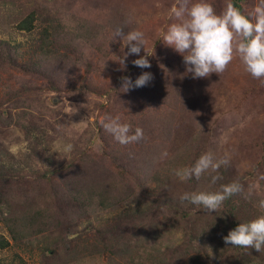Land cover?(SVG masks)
<instances>
[{"label": "trees", "instance_id": "obj_1", "mask_svg": "<svg viewBox=\"0 0 264 264\" xmlns=\"http://www.w3.org/2000/svg\"><path fill=\"white\" fill-rule=\"evenodd\" d=\"M5 1L20 10L14 29L29 35L36 30L38 36L27 60L21 43L0 39V67L21 75L53 78L68 64H84L85 49H99V45L104 51L107 46L111 49L112 53L104 54L122 59L117 37L125 33V22L118 19L117 12L90 10L88 14L97 17H92L95 24H87L78 17L81 12L61 13L53 7L45 10L40 0ZM231 1L234 17L243 28L242 44L264 68V51L252 39L246 41L250 20L243 14L244 0ZM104 7L108 6L101 8ZM102 16L105 22H97ZM69 50L73 58L67 55ZM91 71V67H86L78 82L69 75L73 90L80 94L89 92L93 87ZM128 75L126 71L117 80ZM169 90L171 100L162 101L168 103L165 119L141 120L135 129L130 125L133 130L125 141L126 150L121 151V145L116 143L121 142V135L118 127L112 125L111 138L101 130L93 136L85 133L79 141L84 146H77L68 160L57 154L33 152L23 166L0 153V225L4 232H0V252L13 247H36L40 250V264H70L83 255L107 257L112 264H264V196L243 190L236 168L224 161L219 146L210 144L205 120L187 119L185 110L198 107L189 105H195L193 102L182 103L183 93H177L174 86ZM8 91L0 105L11 103L16 107L20 102L18 95ZM25 91L31 89L23 87L20 92ZM2 114L6 125L15 123L27 136L34 131L40 134L33 128L32 120L29 119L30 127L23 122L24 114L15 119L8 110ZM177 123L187 130L185 142L176 141ZM90 135H99L105 159L114 165L117 175L108 176V170L100 171L102 167L86 157L92 143ZM133 137L150 141L159 137L167 142L168 149L174 146L172 159L169 161L170 154L167 155L165 167L158 168L149 179L140 178L144 156L131 144ZM197 162H202V167L194 171ZM185 163L190 164L186 173L192 175L182 183L181 197H176L170 187ZM196 174H201L197 180ZM30 176L40 180V184L47 182L44 184L50 189L31 187ZM199 179L203 181L199 183ZM198 188L209 189V194L198 191L188 198ZM122 206L129 209L100 221ZM0 264L27 263L15 253L10 259L0 257Z\"/></svg>", "mask_w": 264, "mask_h": 264}, {"label": "rangeland", "instance_id": "obj_2", "mask_svg": "<svg viewBox=\"0 0 264 264\" xmlns=\"http://www.w3.org/2000/svg\"><path fill=\"white\" fill-rule=\"evenodd\" d=\"M40 1L45 10L53 7L61 13L81 12L80 16L74 14L85 19L87 24H95L92 17H97L88 14L90 10L117 12L124 18L118 19L125 22V33L117 37L122 59L104 54L112 53L111 49L107 46L104 51L99 45V49H85L84 64H68L53 78L21 75L5 66L0 67V104L6 100L4 95L8 90L15 91L20 101L16 107L11 103L0 105L2 155L23 166L28 164L33 152L57 154L68 160L77 146H84L79 141L85 133L92 135L101 130L104 136L107 133L111 138L112 125L118 127L121 142L116 143L123 151L129 131L135 129L138 121L165 119L163 115L168 103L162 101L171 100L169 87L174 86L177 93H183V97L179 94L182 103L193 102L195 105H189L198 107L197 110H185L187 119L190 122L200 118L205 120L210 129V144L219 146L224 161H230L236 168L243 190L247 194L264 196V68L242 44L243 28L234 17L231 0ZM103 6L108 7L101 8ZM241 6L243 14L250 20V36L246 41L252 39L264 51V0H244ZM19 11L0 0V39L11 44L21 43L27 60L38 35L36 30L29 35L14 29ZM99 18L97 22H105L104 16ZM67 52L73 58V52ZM86 67L92 68L89 76L93 87L80 94L73 90L69 75L78 82ZM126 71H129L128 77L118 81L117 78ZM23 87L31 91L21 93ZM4 110L10 111L14 119L24 114L26 119L23 122L30 127L29 119L32 120L33 128L40 134L34 131L27 136L15 123L6 125ZM130 125L134 126L133 129ZM175 128L179 131L176 141L185 142L187 130L184 125L177 123ZM91 135L88 139L92 143L86 157L90 156L91 163L102 167L100 171L108 170V176L117 175L114 165L105 159L99 135L94 138ZM130 142L144 156L142 162L145 163L140 170L142 179L151 178L158 168L165 167V162L170 161L174 153V146L168 149L167 142L159 137L155 141L133 137ZM185 164L170 187L176 197H181L182 183L192 175L186 173L190 164ZM201 164L197 162L194 171L200 170ZM200 176L196 174L195 180ZM28 181L37 190L50 189L44 184L47 182L40 184L41 181L34 176ZM202 181L199 179V183ZM35 184L40 185L36 187ZM208 190L198 188L191 191L188 198L196 196L198 191L208 195ZM126 209L128 206H122L100 221L110 220L114 214ZM0 232H3L1 225ZM15 253L27 264H40V250L36 247H13L0 252V257L10 259ZM70 264L112 262L107 257L83 255Z\"/></svg>", "mask_w": 264, "mask_h": 264}]
</instances>
